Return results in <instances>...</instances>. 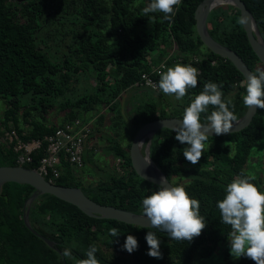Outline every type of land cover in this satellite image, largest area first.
<instances>
[{"label":"trees","instance_id":"16d2710c","mask_svg":"<svg viewBox=\"0 0 264 264\" xmlns=\"http://www.w3.org/2000/svg\"><path fill=\"white\" fill-rule=\"evenodd\" d=\"M202 0H182L171 21L163 19L161 12L144 15L143 8L151 0H0V100L5 102L2 126L14 129L23 140L42 139L55 130L43 120L51 111L65 114V121L81 118L98 107L115 111L118 99L131 88L138 86L140 75L150 73L151 65L165 61L168 67L191 64L199 70L196 88H190L186 101L172 109L161 108V91L156 100L138 104L131 111L133 128L130 138L144 124L164 118H182L183 109L191 99L203 90L205 82L221 87L223 99L232 100L230 110L240 118L246 106L242 96V75L226 59L214 55L203 45L195 31L194 12ZM253 16L264 40V0H241ZM72 4V6H70ZM71 8V12L66 13ZM54 11L60 22H69L70 42L65 43L62 54L48 52V36H45V17ZM239 12L229 6L214 9L207 21L210 36L221 45L235 52L245 65L255 72L260 68L252 52L246 34L239 23ZM72 27V28H70ZM171 51V52H170ZM197 57V62H189ZM262 66V65H261ZM264 67L262 66V68ZM85 76L91 84V93L76 99L67 97L71 86ZM157 78V82H159ZM153 93V92H152ZM233 94L231 98L227 95ZM212 106H209L210 114ZM41 119L42 121L38 120ZM201 114V122L205 123ZM20 117L28 125L22 136ZM115 126L123 124L116 115ZM175 132L159 131L152 139L150 156L154 164L173 184L174 177L187 178L184 184L191 198L200 202V215L207 226L199 237L188 242L171 240L167 233L156 228H140L115 220L94 219L76 207L51 195L40 196L30 208L29 222L40 235L55 242L61 252L70 248L77 259H85L91 245L100 264H191L200 251L202 258H210L218 245L228 238L230 226L220 222L216 202L223 199L228 183L240 174L250 175L245 169L257 144L264 136V109H257L250 125L239 133L225 137L208 138L213 142L203 151L200 161L193 165L183 156V148L175 139ZM131 142V141H130ZM112 143V142H110ZM229 144L233 154H229ZM129 146L114 142L110 150L122 160V173L116 171L95 184L83 183L75 176L67 163L53 184L77 187L92 201L103 206L143 214L142 200L157 187L141 180L132 169ZM44 149V148H43ZM44 150L32 156V162L24 165L36 170ZM185 164L191 167H184ZM85 165V159H84ZM0 166H17L16 156L0 147ZM83 170V169H82ZM261 191L260 181H252ZM34 189L28 185L7 183L0 192V264H74L72 259L60 256L28 231L23 223V206ZM119 229V236L110 235V229ZM152 231L160 239L161 259L147 255L149 246L146 234ZM127 235H133L138 248L133 253L122 250ZM119 252L127 259L108 255L104 251ZM226 264H255L247 257L231 258Z\"/></svg>","mask_w":264,"mask_h":264},{"label":"clouds","instance_id":"9594fccd","mask_svg":"<svg viewBox=\"0 0 264 264\" xmlns=\"http://www.w3.org/2000/svg\"><path fill=\"white\" fill-rule=\"evenodd\" d=\"M181 2L151 0L142 11L144 15L161 12L164 20L171 21ZM239 23L245 24L246 20L241 18ZM159 75L156 87L165 95L174 94L177 100H181L188 89L197 87L199 70L191 64L176 63ZM241 86L246 90L242 96L244 105L249 109H264V69L257 68L255 72L245 74ZM221 87L213 82H205L203 90L183 109L179 123L171 128L176 133L175 139L188 145L182 152L184 158L193 165L200 161L210 134H228L234 122H237V116L229 108L232 100L223 99ZM209 106L213 110L207 114ZM232 107L234 109V105ZM201 114H206L205 123L201 122ZM145 161L150 163V160ZM253 180L251 175L236 176L227 184L225 195L216 202V207L220 212V222L231 229L227 235L230 255L236 259L247 257L255 264H264V192L258 189ZM142 206L144 226L167 233L171 240L191 242L207 226L206 218L199 212V200L191 198L183 186L170 184L166 177H161L157 189L143 198ZM110 235L118 237L119 229H110ZM145 239L149 246L147 255L161 259L160 239L152 231L147 232ZM137 248L136 237L127 235L122 250L131 254ZM97 251L98 248L91 245L85 259L74 257L70 248H64L59 254L72 259L74 264H100L95 255Z\"/></svg>","mask_w":264,"mask_h":264},{"label":"water","instance_id":"95a60500","mask_svg":"<svg viewBox=\"0 0 264 264\" xmlns=\"http://www.w3.org/2000/svg\"><path fill=\"white\" fill-rule=\"evenodd\" d=\"M19 3L25 0H17ZM221 6H229L239 12V19L244 18L245 24H241L252 52L264 67V40L258 30L256 22L250 11L241 0H202L194 12L195 31L203 47L216 56L228 60L245 80V74L252 72L243 60L232 50L221 45L214 40L207 28V21L210 13ZM257 109L246 107L244 114L234 122L233 128L228 134H210L209 138L225 137L239 133L246 129L252 122ZM178 118L158 119L141 126L131 139L129 146V159L135 174L143 181L158 187L161 177H166L161 170L154 164L150 156V146L153 137L161 130H171L179 121ZM173 132V131H172ZM145 160H150V163ZM168 180V179H167ZM168 182L172 184L169 180ZM7 183L28 185L34 192L28 197L23 206L22 220L25 228L35 237L42 240L46 246L58 254L55 242L38 234L29 222L30 208L40 196L51 195L65 203L76 207L79 211L90 218L115 220L127 225L148 228L144 226L145 220L141 218L143 214H135L129 211L117 209L111 206H103L89 199L80 188L63 187L48 182L36 170L28 169L24 166H0V192L2 186ZM173 185V184H172ZM60 255V254H59Z\"/></svg>","mask_w":264,"mask_h":264},{"label":"rangeland","instance_id":"374dc122","mask_svg":"<svg viewBox=\"0 0 264 264\" xmlns=\"http://www.w3.org/2000/svg\"><path fill=\"white\" fill-rule=\"evenodd\" d=\"M106 3L109 4L110 0H106ZM70 6H72V4ZM71 8L72 7H69L67 9V11H65V12L66 13L71 12ZM53 14H55V13L52 10L45 17L44 25L46 27V31H45L44 35L48 36V39H47L48 40V52H50L52 54L55 52L62 54L66 51L65 43L70 42V34L68 33V31L70 30L68 25L70 23L67 21L66 22L64 21L61 23L60 19L57 18ZM70 28H72V27H70ZM203 49H205V48L203 47ZM156 65H158V64L156 63ZM260 68H262L261 65H260ZM91 88L92 87H91L90 81L87 80V78H85L84 75L80 76V78L78 79V82L73 83V85L71 86L72 92L67 93V97H69L71 99H76L82 95L91 93L90 92ZM125 94H127L125 96L126 101L127 100L129 101V96L131 95L130 90L126 91ZM150 94H153V93L150 91ZM227 96L229 98H231L233 96V94H228ZM135 98H136V96H135ZM163 99H164V106L166 109L167 108L172 109L173 107L179 106L180 104H182L183 102L186 101V97H183L181 100H177L175 98L174 94L173 95H165L164 94ZM126 101H125L122 109L119 108V110L117 112L116 111L113 112L116 115H118L120 113V111L122 110L123 115H125L123 118V125L121 126V130H116V132H114V133L111 130L110 131L113 134L112 135L113 138L120 140L121 138H123V139L125 138L123 132L125 130H127L126 133L128 135L126 136V141H127V144H129L131 141L130 133H132V131H133V128H132L131 123H130V117H131V110H134V108H135V106H132V105H135V102L132 101V102H129L128 104H126ZM4 109H5V102L3 100H0V138L2 136L1 132L3 130V126H2L1 121L3 119V110ZM34 115L36 117V114H34ZM48 117H49L48 120L52 119L53 122H57L60 119L59 114L57 115L53 112H50L48 114ZM81 117L88 118L85 115V113H81ZM36 118H38V117H36ZM20 121L21 122L23 121L22 117H20ZM85 121H88V120H85ZM94 123H95V121H94ZM94 123L91 125L93 130L95 127ZM105 123H106V125H108L109 124L108 120H105L104 124ZM23 125H25L24 122H23ZM116 133H117V135H116ZM151 143H152V141H151ZM205 145L206 146H205L204 151L207 149H210L213 146V142L206 141ZM229 154H233V145L232 144H229ZM252 154L253 155L250 158L245 169L247 170V172L251 176L254 177V179L256 181H260L261 192H264V136H263L262 140L254 148ZM84 159H85V161H86V159L90 160L89 161L90 163H87V165L86 164L84 165L85 166V168L83 167L84 172L81 169L82 174H80L78 177V179H80V181L83 183L84 187L87 184H95L102 179L104 180V178H106L108 174L116 171L115 166H114L116 164L115 163L116 158L114 156H111L110 152L107 150H102L101 152H99V154L98 153L92 154V155L88 154L86 156H85V152H84ZM184 167L189 168V167H191V165L185 164ZM72 169H73L72 171L75 174H79L78 171H80V170H76L74 168H72ZM187 181H188V179L186 177L181 179V180H179V178H177V177H174L172 179L173 184L176 182L179 184H184ZM104 251L108 255L114 254L115 256L127 259L128 263L131 262L130 257L126 254H121L119 252H112V250L106 251L105 249H104ZM231 258H233V256L230 255L229 241L227 238L226 241H224L218 245L214 254L208 259L202 258L200 255V251H198L191 264H226L227 261Z\"/></svg>","mask_w":264,"mask_h":264},{"label":"built area","instance_id":"2783aa9c","mask_svg":"<svg viewBox=\"0 0 264 264\" xmlns=\"http://www.w3.org/2000/svg\"><path fill=\"white\" fill-rule=\"evenodd\" d=\"M197 57H192L189 62H197ZM174 63H182L181 58H177ZM161 65L164 67L162 68ZM168 68L165 61L158 65H151L150 73H142L138 86L143 87L153 93L161 90L157 78L159 73ZM92 120L85 121L80 118L68 120L56 127L55 130L43 136L42 139L23 140L14 129L2 130L0 147L6 151H12L16 156L17 166H24L32 162V156L40 150H44V156L40 159L36 171L48 182L53 183L61 172L63 163L70 167L81 170L84 167L85 144L93 132ZM25 134H22L24 136ZM44 148V149H43ZM116 163V164H115ZM115 170L122 173V160L115 159Z\"/></svg>","mask_w":264,"mask_h":264},{"label":"crops","instance_id":"0c3cea01","mask_svg":"<svg viewBox=\"0 0 264 264\" xmlns=\"http://www.w3.org/2000/svg\"><path fill=\"white\" fill-rule=\"evenodd\" d=\"M125 93H123L121 95V97L117 101L118 102V107H117V110H115L116 112L119 110V108L122 109V107H123V105H124V103L126 101L125 96L127 94H125ZM130 94L131 95L129 96V101L127 100L126 104H128L129 102L134 101L135 105H132V106H135V107L138 104H140V103L147 102V101H149L151 99L156 100L158 98L157 93L150 94V91L145 89V88H131L130 89ZM135 96H136V98H135ZM159 100H160V105H161L160 107L161 108H165L164 99L162 98V99H159ZM51 112H53V113H55L57 115L59 114L60 119L57 122H53L52 119L48 120L49 117L47 115L46 116L47 118L45 117V119L43 120V123L45 125H47V126L54 125L55 127H58L61 124H63L64 122H66L65 121V114L63 112L58 113V112H56L54 110L51 111ZM113 112L114 111L109 110L107 107L106 108L98 107L97 109H95L93 111L85 113V115L88 118H86V117H81L80 118V119H84V120H92V124L95 121L94 130H93L91 136L88 138V140L86 141V144H85V156L88 155V154H91V155L92 154H97V153L99 154V152H101L102 150H107V151L110 152L111 156H114L113 153L110 150V146L114 142L119 143L122 147H126L128 145L127 141H126V136L128 135L126 133L127 130H125L123 132L124 136H125L124 139L121 138L119 140V139L113 138V136H112L113 134L111 133V131L114 133V132H116V130H121V126L123 125V124H120L118 126H115V123L117 121L114 120L116 114L113 113ZM121 113H122V110L120 111L119 114H120V116L123 119L125 115H123V113L122 114ZM38 120L42 121L41 119H38ZM105 120H108V122H109L108 125H106V123L104 124ZM19 126H20L21 130L23 131L22 134H25L27 132V130H28V125L27 124L23 125V121L22 122L20 121ZM117 133H116V135H117ZM110 142H112V143H110ZM89 161L90 160L86 159V161H85L86 163L85 164L87 165V163H90ZM84 168H85V166H84ZM71 170H73V169L71 168ZM78 172H79V174H75L74 172H73V174L75 176L79 177V175L82 174V170H80ZM83 172H84V170H83Z\"/></svg>","mask_w":264,"mask_h":264},{"label":"flooded vegetation","instance_id":"af4514ba","mask_svg":"<svg viewBox=\"0 0 264 264\" xmlns=\"http://www.w3.org/2000/svg\"><path fill=\"white\" fill-rule=\"evenodd\" d=\"M61 256V255H60Z\"/></svg>","mask_w":264,"mask_h":264}]
</instances>
